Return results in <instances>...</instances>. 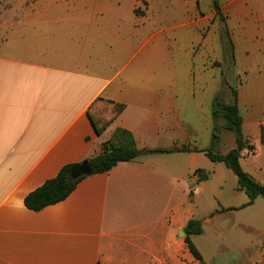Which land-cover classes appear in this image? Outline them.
<instances>
[{"label": "crops", "instance_id": "0c3cea01", "mask_svg": "<svg viewBox=\"0 0 264 264\" xmlns=\"http://www.w3.org/2000/svg\"><path fill=\"white\" fill-rule=\"evenodd\" d=\"M218 2L239 27L235 66L247 72L238 106L254 149L241 165L264 184V0ZM212 5L0 0V264H264V203H221L214 170L225 165L204 153L221 83L203 35ZM100 98L125 108L98 134L90 110L104 118L112 108ZM131 139L136 159L86 177L60 203L26 207L27 195L64 166ZM229 175L238 198L244 192ZM210 183L218 202L206 210L194 197ZM258 206L261 217L236 221L238 245L202 250L210 232L224 236L226 216ZM191 220L202 224V234L189 236L202 260L186 242Z\"/></svg>", "mask_w": 264, "mask_h": 264}, {"label": "trees", "instance_id": "16d2710c", "mask_svg": "<svg viewBox=\"0 0 264 264\" xmlns=\"http://www.w3.org/2000/svg\"><path fill=\"white\" fill-rule=\"evenodd\" d=\"M212 4L217 12V16L224 20L218 0H212ZM231 90L232 101H223L221 94H218L212 102L211 112L214 120V131L212 134L211 146L208 150L204 151V153L212 163L224 164L227 169L235 175L238 189L247 195L249 199L247 205L249 206L258 198H264V184H261L253 178L241 165V158L243 157L244 150L248 149L251 151L254 149V146L249 144L243 134V117L238 106V91L236 88H232ZM101 101L111 105L112 108L108 111V117L104 118H97V116L93 114V109L90 110V118L98 134H101L125 108L122 104L105 101L101 98L98 99V103ZM222 129L230 131L235 135L236 147L229 150L227 153L218 151V146L221 142L220 132ZM261 142L264 144V127H262L261 130ZM139 155L140 152L136 148L135 141L131 139L129 143L124 146L105 144L101 154L87 161L92 170L91 175H93L108 172L119 163L130 162ZM80 164L81 163L64 166L56 177L48 180L41 187L28 194L25 198L26 207L33 211H40L48 206L55 205L65 200L76 188L78 183L88 177L82 176L76 180L71 179V171ZM209 176L210 173L205 176V180H207ZM185 232L187 234L186 242L191 252L196 259L202 260L200 253L189 239L190 235L202 234L203 228L201 222L198 220H191Z\"/></svg>", "mask_w": 264, "mask_h": 264}, {"label": "rangeland", "instance_id": "374dc122", "mask_svg": "<svg viewBox=\"0 0 264 264\" xmlns=\"http://www.w3.org/2000/svg\"><path fill=\"white\" fill-rule=\"evenodd\" d=\"M88 1V0H86ZM84 3H82L83 5ZM220 5V3H219ZM213 7V5L211 6ZM3 9V6H0ZM221 12L223 14L224 20L216 16L208 20V27H203L204 38L209 41L211 59H210V69L215 71L216 76L221 80L220 88L217 93L221 94L223 101L230 102L232 101V88H239L246 76L247 72L236 68L235 66V55H234V46L232 44V31L236 27L239 30L236 20L232 18L231 15L226 13L224 9ZM111 20V19H110ZM112 21H115L114 19ZM213 52V53H212ZM214 57H216L214 59ZM235 143V135L230 131L223 130V138L221 143L218 146V151L221 153H227ZM223 166V165H222ZM224 169L214 170L216 174V181L223 184L224 188V199L219 200L221 203L225 204L227 202L239 203L242 199H247V196L243 193L242 196L238 198H233V188L234 183L230 178L229 173L233 176L231 171L227 167L223 166ZM245 170V169H244ZM213 185L210 183L207 187L203 188L201 193L194 197L195 202L202 207V209H211L212 206L217 205L218 200L212 194ZM264 203V199L259 198L257 204ZM263 213L260 206L251 209L248 213H243L241 217L237 218L235 215L226 216L225 222L221 223L223 229L226 231L223 233L224 236H216L211 232L206 237L205 240L200 242L201 248L204 252L210 253L213 250L227 249L228 247H235L238 245L239 241V232L242 231V228L236 226V221L245 219H258ZM230 224V227L227 228L226 224ZM228 229V231H227ZM226 247V248H224Z\"/></svg>", "mask_w": 264, "mask_h": 264}, {"label": "water", "instance_id": "95a60500", "mask_svg": "<svg viewBox=\"0 0 264 264\" xmlns=\"http://www.w3.org/2000/svg\"><path fill=\"white\" fill-rule=\"evenodd\" d=\"M91 174H92V170L90 164L86 160L71 171L70 177L71 179L76 180L82 176H90Z\"/></svg>", "mask_w": 264, "mask_h": 264}]
</instances>
